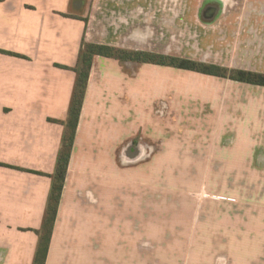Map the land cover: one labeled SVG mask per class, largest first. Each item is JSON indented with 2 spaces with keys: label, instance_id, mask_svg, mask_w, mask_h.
I'll use <instances>...</instances> for the list:
<instances>
[{
  "label": "crops",
  "instance_id": "obj_1",
  "mask_svg": "<svg viewBox=\"0 0 264 264\" xmlns=\"http://www.w3.org/2000/svg\"><path fill=\"white\" fill-rule=\"evenodd\" d=\"M162 1L0 0V264H33L82 45L175 57L159 48ZM145 68L173 67L93 57L45 264H264V220L233 234L161 220L159 204L203 178L193 166L231 165L264 207V93L177 95Z\"/></svg>",
  "mask_w": 264,
  "mask_h": 264
},
{
  "label": "rangeland",
  "instance_id": "obj_2",
  "mask_svg": "<svg viewBox=\"0 0 264 264\" xmlns=\"http://www.w3.org/2000/svg\"><path fill=\"white\" fill-rule=\"evenodd\" d=\"M163 2L159 48L164 53L228 69L264 72V0H175L174 6L172 0ZM140 75L176 79L173 87L177 95L184 90L188 97L197 93L199 84L208 93L220 92L221 85L229 93H264V88L253 89L228 80L199 83L194 78L202 74L173 68H145ZM175 108L179 110L178 106ZM193 167L200 172L204 170L199 175L202 179H177L172 184L177 192H160L161 220L232 221L240 227L233 228V234L245 231L247 222L264 220L260 193L249 192L246 178L232 179L233 166ZM176 169L177 173L195 170L192 166H176ZM186 177L191 176L186 174Z\"/></svg>",
  "mask_w": 264,
  "mask_h": 264
},
{
  "label": "trees",
  "instance_id": "obj_3",
  "mask_svg": "<svg viewBox=\"0 0 264 264\" xmlns=\"http://www.w3.org/2000/svg\"><path fill=\"white\" fill-rule=\"evenodd\" d=\"M82 46L83 47L81 48L79 53L78 66L74 69L77 77L69 108V119L66 124V131L63 137L62 147L58 155L56 170L52 177L53 179L51 192L49 194L43 227L39 232V242L34 256L33 264H45L51 232L53 229L55 216L63 189V182L67 171L75 131L77 128L87 81L91 69V63L94 56L142 61L144 63H152L161 66L173 67L178 70L228 79L230 81L246 85L264 87L263 73L241 69H228L225 67L195 62L189 59L177 57H167L149 53H127L120 50H115L104 45L85 44Z\"/></svg>",
  "mask_w": 264,
  "mask_h": 264
}]
</instances>
